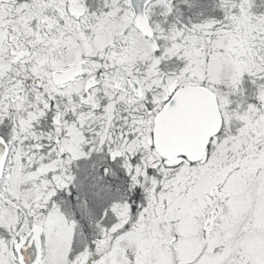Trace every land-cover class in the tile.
I'll return each mask as SVG.
<instances>
[{
	"label": "snow or ice",
	"instance_id": "1",
	"mask_svg": "<svg viewBox=\"0 0 264 264\" xmlns=\"http://www.w3.org/2000/svg\"><path fill=\"white\" fill-rule=\"evenodd\" d=\"M0 264H264V0H0Z\"/></svg>",
	"mask_w": 264,
	"mask_h": 264
}]
</instances>
